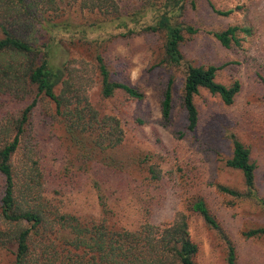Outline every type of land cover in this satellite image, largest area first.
Masks as SVG:
<instances>
[{
	"label": "trees",
	"instance_id": "trees-1",
	"mask_svg": "<svg viewBox=\"0 0 264 264\" xmlns=\"http://www.w3.org/2000/svg\"><path fill=\"white\" fill-rule=\"evenodd\" d=\"M139 1L145 11L135 9L123 15L121 0H0V110L7 100L32 99L17 115L0 112V178L4 180L0 216L8 227L0 237L15 246L14 264H196L198 247L190 239L183 215L166 225L143 222L136 230H128L118 225L97 181H93V189L98 217L62 212L45 195L42 172L35 159L30 119L39 99L53 106L54 119L70 152L71 170L88 172L97 164L124 169L126 163L117 152L123 145L124 132L118 116L109 113L107 104L119 95L141 101L144 94L124 79L113 77L107 65L103 52L119 38L139 33L163 37L156 54L159 65L179 68L183 73L181 92L187 131H194L198 125L195 98L201 90L217 96L225 106L234 103L241 89L239 81L218 82L221 67L194 65L181 51L187 36L197 34L198 30L179 18L187 4L194 8L197 0ZM74 9L94 15L97 20L79 23L68 14ZM214 12L227 16L231 11ZM142 17L144 24L139 22ZM113 22L118 33L93 37ZM250 31L230 26L209 34L223 48L230 49L239 47L240 36H249ZM75 45L81 49L78 55L69 51L71 47L76 49ZM58 48L65 52L66 60L57 65L53 63V53ZM94 86L99 106L91 99ZM172 87L170 79L160 106L165 123L169 122L172 110ZM230 140L231 156L225 166L240 173L244 188L217 184V191L264 206L256 193V168L249 149L234 135ZM147 161L145 157L138 163ZM146 172L150 182L159 180L157 166L148 165ZM191 210L209 228L220 230L203 198H197ZM244 236H264V227L250 229ZM227 261L236 264L235 249L229 242Z\"/></svg>",
	"mask_w": 264,
	"mask_h": 264
},
{
	"label": "rangeland",
	"instance_id": "rangeland-1",
	"mask_svg": "<svg viewBox=\"0 0 264 264\" xmlns=\"http://www.w3.org/2000/svg\"><path fill=\"white\" fill-rule=\"evenodd\" d=\"M209 2L197 0L194 8L187 4L179 20L198 32L187 36L181 51L194 65L221 67L218 82L239 81L241 89L231 106L201 90L195 98L198 125L194 131H187L181 92L183 73L179 68L159 65L156 54L163 37L139 33L119 38L103 52L107 65L113 77L124 79L144 94L141 101L119 95L107 104L109 113L118 116L124 132L123 145L117 151L118 158L126 163L124 169L97 164L88 172L71 170L70 152L54 119L53 106L39 99L30 119L35 159L42 172L45 195L62 212L98 217L93 189V181H97L119 226L133 231L143 222L166 225L183 215L190 239L198 247L196 264H228V242L235 249L236 264H264V236H244L250 229L264 227V206L254 200L222 195L216 189L217 184L237 190L244 188L240 173L225 166L231 156L230 137L234 135L250 151L256 168V193L264 201V0ZM142 5L139 0H121V13L145 11ZM216 10L231 12L222 16ZM68 14L79 23L97 20L96 16L77 9ZM139 22L144 24L143 17ZM230 26L251 31L249 36H240L239 47L225 49L209 33ZM110 32L118 33L116 22L106 30L95 32L93 37L102 38ZM75 47L69 51L78 55L81 49ZM64 60L66 54L62 49L54 51L53 63L58 65ZM170 79L173 103L170 120L165 123L160 106ZM91 99L99 106L96 86L92 88ZM31 102V98L22 102L10 99L0 112L17 115ZM145 157L148 161L139 164ZM151 164L160 170V178L155 182L146 178V169ZM3 187L4 180L0 178V199ZM199 197L216 218L219 231L209 228L191 210ZM7 228L0 216V233ZM14 251L15 246L0 237V264H14Z\"/></svg>",
	"mask_w": 264,
	"mask_h": 264
}]
</instances>
